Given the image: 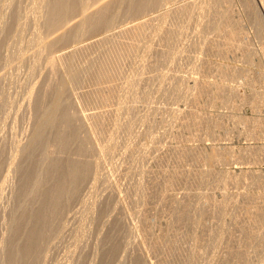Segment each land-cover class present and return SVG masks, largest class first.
Returning a JSON list of instances; mask_svg holds the SVG:
<instances>
[{"label":"bare ground","instance_id":"1","mask_svg":"<svg viewBox=\"0 0 264 264\" xmlns=\"http://www.w3.org/2000/svg\"><path fill=\"white\" fill-rule=\"evenodd\" d=\"M13 2V0H0V32H3L8 27H10L9 22L5 19V12L7 9L10 11H14L13 7L15 5ZM31 8V12L24 17L23 23H27L28 25L32 26L31 41L32 43H34V49L31 48V43L29 44V49H32L31 51H33L34 54L37 53V55L33 59V61H31L32 63L29 66L28 73L30 74V76H34L35 79L34 81H24L27 83H25L24 92L22 96L23 98L21 97L22 101H16V99H14L13 101L11 100V102L9 100L7 101L10 102V104L8 103L10 106L15 105V107H10L13 109V111L10 110L8 112L9 114L6 113L7 116L3 117L5 120L2 122L3 125L0 124V126L2 125L1 127H4V125L6 124V120H8L9 118L13 121L16 115H18V117L21 116L19 113L20 109L22 110V112L24 109H26L27 112L29 111L28 114L26 113V115L29 116H24L26 119V122H24V124H26H23L25 126L23 127V129H20L22 128V124L19 121L17 122H19V125L21 124L20 128L15 127L18 126V124L14 126L11 123L10 125V130L13 128L11 131H13L15 128L17 129V131L18 129L21 130L18 131L19 135L16 131H14L13 133H11L10 131L9 133L11 135L8 139H6V137H1L3 135L0 136V207L2 208V214H0V264H43V260L46 259L45 257L50 249V246L54 243L56 244L57 241L62 239V237L67 232L71 231V228L69 227V222H72L73 220L77 221V223H79V226L78 228L76 227L77 229L74 228L76 229V231H74L75 233L73 232L74 241L76 242H74V248L70 250L69 253H67L68 255L71 253V256L75 253L79 245L80 247L82 246L86 235H88L87 233H89V228L87 229L83 227L82 224H88L89 222L90 225L93 224L94 226L95 224V226H99V230L96 232L97 234L95 233L96 236H94L93 238V244L99 247L97 253L95 254V256L99 257V261H96L94 259V261H92V259L86 260L85 256L79 255L75 259L73 264H148L146 259L143 258V252L141 253V247L130 236L132 232L131 226H126L123 222L122 214L124 213V207L122 206L119 199L115 200L116 193L114 189L111 188V185H109L111 184V182L105 186L107 192L106 196L103 195L104 197L100 196L99 198L98 196H96L92 200H89L87 197L86 200V198L82 197L81 195L83 190L82 188H84L85 185H87L88 183H90L91 185H89L88 187L86 186V192L88 193L87 196H89V194L95 193L97 189V186L95 185L96 181L99 182L100 179L104 180L106 178L103 176L102 173V165L104 162L103 158L106 157L107 160L108 158L112 159L116 151L122 149L121 147L118 148L119 150L116 149L119 145L123 146V150L120 152H123L124 155L129 156L128 154H133V152L131 154V151L134 145L130 144L132 142L128 143V139H123L122 141H120L119 139L115 141L114 137L119 138L118 135L121 136V133H123L126 138L130 135L132 136V138H134L135 136H139L135 133L134 128H136L135 125L139 121H142L144 116H141L139 118L135 116V118H133L132 115H130L133 111L135 112L136 110L135 95L137 97L138 94L134 92L137 91L136 89H138L139 82H137V78H135L127 84L125 88L127 92L125 101H120V97L117 95L119 97L118 100L120 102L118 103L117 108H115L112 113H110L113 118V126L109 132L111 137L110 141L106 142H102L101 138H99L100 136H97V132H94V129L92 128V123L94 122V119H97V114L93 113L86 115L83 111H81V109L78 108L77 94L76 92H73V89H71L70 86L72 85V83H74V81H76L75 79L81 76L83 71H86L89 67H91L90 69H92V65L96 64L95 60L97 59V54L102 51L101 49L109 48L107 47V45H125L129 50L127 54H129L131 52V43H123L119 41V39L124 36V33L127 32H132L133 37L142 34L144 41L151 40L150 45L146 48L144 54L140 56V58L138 59V61H136L135 64H140L139 66H136V69L138 67L137 70L139 73L142 72L143 69H146L145 67H152V62L148 61L146 57L148 56L147 54H149L150 56L153 51H156L154 50L155 47L153 44H156L158 41H156L155 43L154 41L156 37L154 38L153 35V39H151V34L145 33L144 28L146 26L154 25L158 28L157 36L160 35V38H158L160 40L163 39L165 41L164 45L165 48H167V61L169 58H171V60L169 61L172 62V58H175L176 55L180 52L179 47L177 48L176 41L181 40V36L183 34L182 31L183 29H185V27L183 28V26H180L177 27L178 29H171V27L169 29L163 30L164 28L162 29V27L164 26H161L160 24L165 18L168 17V15L171 14H176V17L178 15V17H185L191 20L194 17L197 20V24L201 25V29H198L197 32L202 33L204 35V44L201 47H204L207 51H209V53H215L222 58H226L228 54L238 53L240 56H243L245 60L249 61V53L251 51V48L252 51L256 50L253 49V46L250 47L249 45L250 42H248V39L250 37L248 36L249 38L247 39V31L245 30L247 26L251 28L250 30L254 35L253 38L255 37L254 39L257 38L259 40L257 44L258 48H256H261V52L259 51L260 53H262V51L264 52V0H35L32 3ZM124 15L130 16L131 19L124 23H122L123 21L119 22L121 20L120 18L124 17ZM23 25H21V27H23ZM20 29L22 30V28ZM20 29L19 32L17 29L18 33L16 32V37L17 39H19V41L20 38H18V36H21L22 33ZM204 30H206V32L208 31V33H210L209 35L211 36L205 35ZM31 37L29 36V38ZM259 43L261 45L260 48ZM17 46H14L15 49L13 46H11L14 50L13 52L9 51L11 52V54L7 53L5 59H8L10 55H12L13 58L17 55L18 57L15 58L22 59V51L24 50V47L22 50L20 49L21 46ZM124 47H122L123 54L126 51V48ZM116 48L113 50H116ZM118 48L116 51H118ZM121 52H119V54L122 55ZM164 52V49H161V52H159L162 57ZM12 53L16 54H14L13 56ZM255 53L257 55V52ZM263 54L264 53H262V55ZM100 57L102 56L100 55ZM159 57H156V59H159ZM162 57H160V61ZM177 57L176 59H178ZM11 58L9 59L11 60ZM104 58L105 57H103L102 60H105ZM174 58L173 61L176 60ZM132 60L134 61L135 59L133 58ZM4 61L7 62L9 60ZM133 61L131 62V64H133ZM81 62L83 63L80 65ZM104 63L103 65H105ZM219 64H213L214 66H212L211 68L212 70L214 69L220 73V75L222 76L221 82H218L217 84H215V82V85L213 84L214 86H210L208 90L211 92L213 99H219L220 101L226 103L229 102V100L231 99L233 105L237 107L238 105L234 104L233 102V98L238 94L237 90H235L234 86L228 84V81H233V79L237 77L238 72L236 70H229V68L222 67L223 63L220 65ZM98 66H100V64ZM104 67L105 66H103V68ZM107 67L109 66H106V68ZM93 68L95 69V67ZM106 68H104L105 71L107 70ZM0 70H3V68H1ZM1 75H3L2 71H0V76ZM241 76L242 73L240 77ZM1 78L3 77H0V79ZM243 78L247 79V81H250L252 83L251 77L247 78L243 75ZM195 80L192 81V83L189 85V88H200V86H196L197 82ZM259 98V101L261 103H264V95L260 93ZM128 100L132 103H129ZM256 100L258 99L256 98ZM180 109L181 108H178L177 111L183 112L184 109ZM14 110L17 111L19 114H16L17 112L14 113ZM99 114L100 113H98V115ZM149 115L150 114H148V116ZM21 119H24L23 116ZM5 133L7 132L5 131ZM153 146L154 148L158 147L157 143L153 144ZM158 148L156 150L159 152ZM207 148L202 149L201 151L204 156L211 155L213 156V159L218 157L217 155L219 154L215 149L210 147L208 149ZM141 151L143 152V150ZM170 151V154L176 153L177 156H186L187 154L191 155V152L193 150L191 151L188 149L186 151H182L175 147H171ZM230 152L231 153L228 152L227 155H222V159H219L221 160V163L224 160V162H226L228 159L231 161V159L233 160L234 157L235 160L240 157V155L236 156L235 154L233 156L232 151ZM144 153H147V151H145ZM199 153L200 152H198V154ZM238 153H240V151ZM140 154H138V157L140 156ZM229 154L233 158L227 157L229 156ZM143 156H140V158H143ZM138 157H134L137 159V161H133L132 164H134V162H137L135 164H139L138 161L140 162V159L138 160ZM145 159L146 158H144V162L147 161ZM141 160L143 161V159ZM155 160L156 159H154V161ZM215 160L217 161V159ZM114 161L112 162V165H116ZM234 161H232V163L237 164L235 166L233 165L234 168L233 170H231L234 175L233 177L241 179L244 176L243 178H245V176L247 175H243V173L245 174L246 171L243 170L242 167L239 165L241 163L238 162L239 160L237 162ZM125 163L127 164V162ZM140 163V166H142L143 162ZM204 165L203 167H201L200 170L198 169L199 173L197 176L200 180L198 182V186L199 183H201L202 180L206 179L208 174L210 173V168H207ZM121 166L123 165L121 164ZM140 166L137 165L136 167H132L135 168L133 169L135 172L132 171V169L129 167L130 169H127L124 175L128 177V175L132 172L133 175L139 174L138 172L136 174V170H138V167ZM142 168L143 170H140V175L142 174V177L144 173L147 175L148 173L150 175L151 173H153L150 169H148L147 173V170L144 167ZM190 169L191 168H189L190 172L188 171L189 174H184L185 176H192V174L190 175V173L192 172ZM252 174L250 176H252ZM254 176L255 175H253V177ZM261 176L263 175L261 174ZM172 177H175V175H172ZM182 177L184 176L182 175ZM138 178L139 180L142 179L141 177H137V180ZM144 178L145 176L143 177V179ZM166 178H168L167 175ZM154 179L152 180L154 184H159L158 181H154ZM250 179H252V177ZM254 179L256 180L257 176L254 177ZM190 180L192 179L190 178ZM252 180L247 181L251 182ZM255 180L253 181L254 184ZM172 181L173 178H168V180L165 179L163 185L160 186L158 190H156V192H154V199H156V202L158 204L155 207H147L146 201L149 197V192L147 191L148 189L146 190V186L144 187V184L142 187H144L145 189L141 188L140 185H142V183L139 181L141 184H138L137 188L134 186L136 188H134L136 190V197H133L135 199H132L134 200L133 203L136 202L138 206L140 204V207L135 210V214L138 215H136L137 218L139 217V219H137L139 220L138 225H141V229L143 230L145 236L150 237V241L154 239L155 243L159 242L160 246H158L161 248L167 243H174L176 240L177 234L175 232L173 233V231L170 232V230H172L173 228L174 221H190V223H192L191 229L193 228L192 230H194V232H189L192 235L189 234L190 242L186 248V253L188 264H193L194 261L196 262V260L203 255L202 253H200V251H198L197 248L200 242L199 237L203 234H201V232L204 229V223H202L201 215L202 212L207 211L211 208H209L210 205L205 200L206 195L197 193L198 191L195 194L192 193V195H190L191 192L188 193L190 196L187 194V192H184L183 195L181 194L182 197L177 195L175 191L173 193L169 192L167 187H170L169 185L172 183ZM257 181L261 184L264 182L259 180ZM203 183H206V180L203 181ZM259 186L261 185L259 184ZM7 188L9 189L8 194L6 197L4 196L5 199H3V191H5ZM106 189H104V191ZM122 195L124 196L123 192ZM191 196H195L194 198H196V200L201 201L199 202V205L198 202L196 203L197 205L194 204L195 206L192 204L193 207L189 205L190 203H188V201H193L191 203H194L196 201L194 198L192 200L190 198ZM1 197L3 201L6 200V202H4V205L3 201L1 200ZM108 200L111 201L108 202ZM161 201H169V211L171 212L169 214L171 215V219L168 220V217L165 221H159V232L157 231L158 233H155V229H151V227L154 228V225L150 227L151 223H148L150 222L147 220L148 215H150L148 213L151 212L153 213V215H155L157 209H159V206L161 205ZM75 202L81 204L79 205L81 207L78 208L76 211L74 209L75 213L73 212L70 218H68V215L70 213H68V210L71 208L70 206H72ZM260 203L264 205V203ZM236 205L238 204L235 203V206ZM262 205L261 207H263L264 209V206ZM258 209L256 210L259 212ZM262 212L263 211L261 210L260 213ZM250 213L252 214V211ZM263 213L262 215H259L264 217ZM258 217L260 218V216ZM254 218L255 217H253L251 222L256 223V221L258 220L254 221ZM259 224L262 225L263 222ZM259 224H257V226ZM200 228H202V230ZM256 228L252 227V230ZM123 229H125V231H123ZM199 229L201 231H199ZM249 229L251 228L249 227L248 230ZM121 230L124 233L127 232L125 233V236L126 234L130 233V235H128L130 237H126V239H124L125 236H123L124 233ZM204 230L207 233L206 238H208L206 239L208 241V245L206 244V240L204 241V245H207L204 246L206 249L209 245L211 247L213 246V244L215 245L219 238L221 240L223 238L222 233L226 231L224 224L220 225L218 230H211V228L210 230L207 228ZM244 230L245 228L243 229V231ZM248 230H246L247 232H249L248 236L257 239L261 242V245L259 246L262 247L263 251L264 226L258 227V230H261L258 233H251V230ZM203 236H205V234H203ZM205 248L204 251L206 250ZM249 248L247 247V249ZM210 258L211 259L209 260V262L214 259L213 256ZM67 261L68 259L65 263L69 264V262L67 263ZM65 263L63 261H57V263L55 264Z\"/></svg>","mask_w":264,"mask_h":264},{"label":"rangeland","instance_id":"2","mask_svg":"<svg viewBox=\"0 0 264 264\" xmlns=\"http://www.w3.org/2000/svg\"><path fill=\"white\" fill-rule=\"evenodd\" d=\"M13 1L15 5L13 9L15 12L10 11L8 9L5 12L6 14L5 19L9 22L11 28L8 27L5 30L6 32L5 31L0 32V69L3 68V70L0 71H2L3 75L6 74L4 76L3 75L0 76L3 77L0 79V124H2L3 121H5L3 117L7 116V114H9L8 112L10 110L13 111L12 108L15 107V105L14 106L9 105L11 100L12 101L14 99H16V101L21 100V97L23 96V92H24L25 83H27L24 81L25 80L34 81L35 79L34 76L33 77L30 76V74L28 73L29 66L32 63L31 61H33V59L37 55V53L34 54V52L31 51L32 49H34L33 47L34 43H32L31 41L32 26L25 23L26 24L25 27V24L23 23L24 17L31 12L32 3L35 0H13ZM122 18H120L121 20L119 22L123 21L122 23H124L131 19V17L128 15H124V17ZM21 25H23V27H21ZM160 25L164 26L162 27V29L164 28L163 30L169 29L171 27H172L171 29H175V28L178 29L177 27L180 26L181 27L183 26V28L185 27V29H183L182 31L183 34L181 36V40H179L180 43L179 41H176L177 48L179 47L180 49L179 52L180 54L178 53L179 55L178 54L176 55V57L178 56L177 57L178 59H176V57L175 58L173 57L174 59H176L175 61H173V58H172V62L169 61L171 60V58H169L167 61L166 58L167 48H165L164 45L165 41L163 39H161L162 41L159 39L160 35L157 36L158 28L155 27L154 25L146 26L144 28L145 33L151 34L152 36L151 39H153V35H154V38L156 37L154 42L155 43L156 41L159 42L153 44L155 47L154 50H156L152 52L153 55L150 54L149 56V54H147L148 56L146 57L148 61L152 62V67H148V68L145 67L146 69H143V71L139 73L137 70L138 67L136 69V66L137 65L139 66L140 64L138 63L137 65L135 64L136 61H138V59L140 58V56L144 54V51L150 45L151 40L144 41L142 34L133 37L132 32H130L131 34L127 32L124 33V36L122 35H121L122 37L119 36L121 37L119 41L123 43L124 42L131 43V47H130L131 52L129 54H127L129 50L125 45L124 47L118 44L116 45L110 44L109 46L107 45V47L109 48H106L105 46L106 49H101L102 51L97 54L96 57L97 59L95 60L96 62L94 61L96 64L98 65L100 64V66L96 64L92 65L93 67H95V69L96 68L98 69H96L95 71L93 67L92 69H90L91 67L87 68V70L83 71V73L81 74L82 76V77L80 76L81 78L78 77L77 79H75L76 81H74L72 85L70 84L71 85L70 87L71 89H73V92H76L77 94L78 108L81 109V111H83L84 114L86 115L93 113L97 114L96 115L97 119H94V122L92 123V128L94 129V132L95 131L97 132L96 135L100 136L99 138H101L102 142L110 141L111 137L109 132L113 126V118L110 113H112V111L115 108H117V105L120 101L126 100L125 97L127 95V92L125 88L127 84L135 78H137V82H139L138 89H136L137 91L135 90L136 92H134L138 94L137 97L135 95L136 110L135 112L133 111L132 112L133 114L131 113L130 115H132L133 118H135V116H137L138 118L144 116L142 121L141 122L139 121L135 125L136 128H134L135 133L139 136H135L134 138H132V136L130 135L127 136L126 138L125 135L121 133V136L118 135L119 138L114 137L115 141L119 139L120 141H122L123 139L124 140L128 139V143L132 142L130 144L134 145L131 151V154L132 152L133 154L132 155L128 154L129 156L124 155L123 152L122 153L120 152L123 150V146L119 145L116 149H118L119 147H121L122 149L120 150L118 149L119 151H116L112 159L108 158L107 160L106 157L103 158L104 161L102 165L103 168L102 167L101 168H102L103 176L106 178L104 180L100 179L99 182L96 181L95 185L97 186L96 187L97 189L95 193L89 194V196H87L88 195V193L86 192L87 187L91 185L90 183H88L87 185H85L84 188H82L83 190L81 195L82 197L86 198V200L87 197L89 200H92L96 196H98L99 198L100 196L102 197L103 195L106 196L107 189L105 186L111 182V184L109 185H111V188L114 189L116 193L115 200L119 199L122 206L124 207L123 208L124 213L122 214L123 222L126 226L129 227L131 226L132 228L131 235L129 233L126 234V236L125 233L127 232L125 233L123 232L125 231V229H123V231L121 230L124 233L123 234L121 232L123 236H125L124 239H126V237L131 236L133 240H135L139 244V246L141 247V253L143 252V258L146 259L148 264L150 263L151 264H188L186 248L190 242L189 237L190 235H192L190 233L194 232V230H192L193 228L191 229L192 223H190V221L184 222V220L182 221L176 220L178 222L174 221L173 228L171 227L172 230H170V232L173 231V233L175 232L177 234L176 240L174 243H167L166 245L163 246L164 248L162 247L163 248L162 249L161 247H159L160 246L159 242L155 243L154 239L150 241L151 238L145 236L143 230L141 229V225H138L139 220L137 219H139V217L137 218L138 215L135 214L136 213L135 210L138 207H140V204L138 206V204L136 202L133 203L134 200H132L135 199L133 197H136L135 189L137 188V185L142 183V185H140L141 188H144L146 186V190L148 189L147 191L149 192L148 194L149 197L146 201L147 207H155L158 204L156 202V199H154V194H155L154 192H156V190H158V188L163 185L165 179L168 180V178L169 179L173 178L172 183L169 185L170 187L169 188L167 187L169 192L173 193L175 191V193L181 197L184 194V192L185 193L187 192V194L191 192L190 195H192V193L195 194L198 191L197 193L206 195L205 200L209 203L210 205L209 208L211 209L202 212L201 217H202V223L205 224V225L203 224L204 229L207 228L210 230L211 228V230L212 229L218 230L220 225L223 224L225 225L226 231L222 233L223 238L221 240L219 238L215 243V245L213 244L212 247L209 245L208 247L210 248L207 247V249L204 247L208 245L207 244L208 241L206 240L208 239L206 238L207 233L204 229L202 230V228H200L202 230L201 234L203 233L205 234V236H203V234L200 235L199 237L200 242L197 248L198 251H200V253H202L204 256L202 255L203 257L201 256L196 260V262L194 261L195 264H205V263L206 264H214V263L215 264H262V263L264 264V250L262 251V247L259 246L261 245V242L258 241L257 239L248 236L249 232L246 231L250 227L251 229H249L248 231L251 230V233H258L261 231L258 230V227L264 226L263 225L264 217L261 216L262 213L264 212V209L263 207H261L262 204L260 203V202L264 203V182H263L264 181L263 179L264 177V103H261L259 101L260 93L264 95V56H263L264 54L262 55V53L264 52L262 51V53H260L261 52L260 43H259L260 49H257L258 48L257 44L259 40L257 38H256L257 40L254 39L255 37L253 38L254 35L250 30L251 28L247 26L245 30L247 31V39L250 37L248 39V42H250L249 45L250 47L253 46V49L256 50V51L254 50L252 51L251 48V51L249 53L250 62L245 60L244 57L240 56L238 53L228 54L226 58L225 57L222 58L215 53H209V51H207L204 47H201L204 44V35L202 33L197 32L198 29H201V25L197 24V20L194 17L191 20L185 17L184 18L178 17V15L176 17V14H171L168 15V17L165 18ZM20 28H22V30ZM17 29L18 32L19 29L22 32L21 36H18V38H20V41L16 37L18 33ZM14 32L17 33L15 34ZM204 33L205 35L211 36L209 35L210 33H208V31L206 32V30H204ZM128 35H130L131 37ZM29 36L31 38H29ZM29 44L32 46L31 50L29 49L30 48ZM11 46L13 47L21 46L20 49L22 50L24 47V50L23 51L21 50L23 52L22 59L15 58L18 57L17 55L14 58L12 57V55H10L8 59H5L7 53L11 54V52H13V50L15 49V47L13 49ZM116 47L117 48L119 47L118 51H116L117 50ZM122 47L126 48L125 49L126 51L124 50L125 51L124 54ZM115 48L116 50H113ZM132 49H133V53H132ZM161 49L165 50V52L163 53V57L159 53L161 52ZM119 52H121L122 55L119 54ZM255 52H257V55ZM100 55L102 57H100ZM159 56L162 57L161 61ZM103 57H105L104 59L106 60V62L105 60H102ZM156 57H159V59L157 58L158 59L157 60ZM9 58H11V60ZM133 58L135 59L134 61L132 60ZM4 60H9V61L6 62ZM132 61L133 64H131ZM224 61L227 63H225ZM82 63L83 62H81L80 65ZM103 63L105 65H103ZM219 63L220 64L223 63L222 67L224 68H229V70H236L238 72L237 77L234 78L233 81H228V84L234 86L235 90H237L238 94L233 98L234 104L238 105L237 107L233 105L231 99L227 103L220 101L219 99H215V98L213 99L211 92L208 90L210 86H214L218 82L219 83L221 82L222 76L220 75V73L214 69L212 70L211 68L212 66H214L213 64L218 65ZM103 66H105L104 68H106V66H109L106 68L107 72L109 70L108 73L104 70ZM241 73L242 76L240 77ZM98 74H102L104 76ZM243 75L246 76L247 78L251 77L252 83L250 81H247V79H244ZM193 79L197 82L196 86L197 87L200 86V88H196V89L195 88L192 89V87L189 88V85L192 83V81H194ZM249 82L251 83V85ZM22 83L24 86L22 85ZM117 95L120 97V101L118 100L119 97ZM256 98L258 100H256ZM8 100L10 102H7ZM129 100L128 102L132 103ZM178 108H181L180 110H183L184 108L185 109L183 110V112L181 111L178 112L177 111ZM15 112L17 111L14 110V113ZM97 112L100 113L101 115L99 114L100 115L99 116ZM19 113L21 116L18 117V115H16V117L14 118L16 122L14 119L12 121L9 118L5 122L6 123L4 125L5 128L1 127L3 124L0 126V131H2L0 132V136L3 135L1 137H6V139L10 137L11 134L9 132L13 129L12 128L10 130L11 123L14 126L18 124V126L15 127L20 128V125L21 124L23 125L24 122H26L24 116H29L26 115V113L28 114L29 111L27 112V110L24 109L22 112V110L20 109ZM19 113L17 112L16 114ZM148 114L150 115L148 116ZM22 116L24 119H21ZM17 121L21 122V124L19 125V122ZM22 125H21L22 128L20 129H23V127H25L24 125L23 126ZM20 129H18V131H21ZM5 131L7 133H5ZM14 131H16L19 135V132L17 131L16 128L13 131H11V133H13ZM156 143L157 146L159 147V148L157 147L159 152L156 150L157 148H154V146L156 145L153 146V144ZM171 147H175L182 151H186L188 149L193 151L191 152V155L187 154L186 156L185 155L177 156L176 153L170 154ZM207 147L213 148L217 151V153L219 154V155L216 154L218 156L215 158L217 159V161L213 159V156L211 155L204 156L203 153H201L202 149H205ZM141 150H143V152ZM140 151L142 155L140 154ZM145 151H147V153H144ZM230 151H232L233 156L235 154L236 156L240 155V157L235 160L234 159L235 157L233 158L229 154V156L227 157L233 158V160L231 159L230 161L228 159L226 162H224L225 161L224 160L221 163L220 162L221 160L219 159H222V155H227L228 152L231 153ZM239 151L240 153H238ZM198 152L200 153L198 154ZM138 154H140L141 157L143 155L145 156H143V158H140V156L138 157ZM134 155L138 157V160L140 159V162H143L142 166H140L141 163L139 161H138L139 164H135L137 162H134L135 165L132 164L133 161L135 160L137 161V159L134 158L135 157ZM125 158L127 161L125 160ZM144 158H146L145 160H147L148 162L147 161L144 162ZM150 158L151 159L154 158L156 160L154 161V159L151 160ZM141 159H143V161ZM234 160L236 162L239 160L238 162L242 164L239 165L242 167L243 170L246 171V172L244 171L245 174L243 173V175H247L248 177L245 176V178H243L244 177L243 176L241 179L233 177L234 175L231 170H233L234 166L237 164V163L234 164L232 163V161ZM113 161L115 162L116 165H112ZM125 162H127V164ZM121 164L123 166H121ZM131 165H133L134 167H136L137 165L140 166L138 167L139 169L136 170V174L137 172L139 174L133 175L132 172L131 173L132 175L129 174L127 177L126 175H124V173H126L125 171L130 168L132 169V171H134L133 169H135L132 168L133 166ZM203 165L207 168L208 167L210 168V173L208 174L207 178L205 176L206 179L202 180L201 181L202 184L199 183L198 186V182L200 180L198 179L199 177L197 175L201 167H203ZM142 167H144L147 170L146 171L144 169L147 173H148V169H150L153 173H151V175L148 173L149 176L144 173L143 177L145 176V178L143 179V177L141 176L142 174L140 175L141 172L140 170H143ZM114 168H118V169H114ZM189 168H191L190 170L192 171L190 173V175L192 174L191 177L185 176L189 174L190 172ZM184 171L187 173H185ZM177 174L181 176L179 177ZM251 174L252 176H250ZM261 174L263 176H261ZM146 175L149 177V179ZM166 175L168 178H166ZM172 175H175V177H172ZM182 175L184 177H182ZM253 175H255L254 177L257 176L256 180L254 179ZM137 177H141L142 179L139 180L138 178L137 180ZM251 177L253 180L250 179ZM190 178L192 180H190ZM153 179L154 181H158L159 184H154V182L152 181ZM205 180L206 183H203V181ZM247 180L248 181L252 180V181L248 182ZM254 180H255V184L253 182ZM257 180L262 181L263 183L261 184ZM143 184L144 187H142ZM259 184L261 186H259ZM188 186L190 187V189ZM104 189L106 190L104 191ZM5 191H3L4 193L2 194L3 199H5V197L7 196L9 189L7 188ZM122 192L124 196L122 195ZM194 197L195 196L193 197L191 196L190 198L193 200ZM194 199L196 200V198ZM110 201L111 200H108V202ZM4 202H6V200L3 201V205L5 204ZM191 202L193 201L191 200L190 202L188 201V203H190L189 205L192 206V204L194 205L197 202L199 205V202L201 201L196 200L194 203ZM160 203L161 205L159 206V209H157L155 215H153V213L151 212L148 213L150 214L148 215V219H147L148 221H150L148 223H151L150 227L154 225L153 226L154 228L151 227V229H155L154 230L155 233L157 231L159 232L158 230L159 221H165L168 217H169L168 220L171 219L170 218L171 215L169 214L171 213L169 211V206H170L169 201L168 202L161 201ZM235 203L238 204L236 206H240V207H236ZM79 205L81 204L75 202L72 206H70L71 208L68 210V213L70 212L68 218H70L71 214H73L74 209L76 211L78 208L81 207ZM259 207L263 211L262 213H260L261 210ZM255 208L256 209L259 208L258 209L259 212ZM1 209L2 208L0 207V214H2ZM251 211L252 214L250 213ZM257 215L260 216V218ZM252 216L255 217L254 221L258 220L260 222L258 221H256V223L251 222V220L253 219ZM256 217L259 219H257ZM134 220L137 221L135 222ZM261 220L263 222L262 225L259 224L262 223ZM69 223L68 224L69 227L71 228V231L67 232L62 237V239L57 241L56 244L54 243L50 246V249L45 257L46 259L43 260V264H55L57 263V261H61V262L63 261L65 263L67 259H68L67 263L69 262V264L70 263L73 264V262L79 255L85 256L86 260L92 259V261L94 260L99 261V257L95 256L99 247L93 244L94 242L93 238L94 236H96L95 233L99 230L98 228L99 226H95V224L94 226L93 224L90 225L89 222H88L89 225L86 223L87 227L85 223H84L85 225L82 224L83 227L87 229L89 228L88 230L90 234L87 233L88 235H86V238L82 243V246L80 247L79 245L75 253L72 256L70 253L69 256L67 253H69V251L74 248V245L76 243L74 241V233H75L74 231H76V229L79 226L78 225L79 223H77V221L74 220ZM257 224L259 225L257 226ZM135 226L137 227V229ZM252 227L256 229L252 230ZM244 228L245 230L243 231ZM200 229L199 231H201ZM205 240L207 245H204ZM247 247L250 248L247 249ZM204 248L206 249L205 251ZM212 256L214 259L209 262V260L211 259L210 257Z\"/></svg>","mask_w":264,"mask_h":264}]
</instances>
